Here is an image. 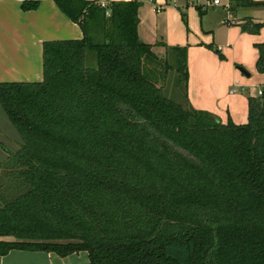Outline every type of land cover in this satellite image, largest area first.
<instances>
[{"label":"trees","instance_id":"16d2710c","mask_svg":"<svg viewBox=\"0 0 264 264\" xmlns=\"http://www.w3.org/2000/svg\"><path fill=\"white\" fill-rule=\"evenodd\" d=\"M53 1L83 38L44 43L42 81L0 82L21 137L0 163V253L264 264V87L249 97L247 123H224L188 101L187 47L167 46L165 56L185 83L184 103L152 78L146 61L160 58L139 35L140 2ZM263 26L248 19L242 28ZM258 49L264 72V43Z\"/></svg>","mask_w":264,"mask_h":264},{"label":"crops","instance_id":"0c3cea01","mask_svg":"<svg viewBox=\"0 0 264 264\" xmlns=\"http://www.w3.org/2000/svg\"><path fill=\"white\" fill-rule=\"evenodd\" d=\"M220 1L142 0L138 31L159 56H166L167 46L187 47L190 105L216 114L224 123L232 120L244 124L248 122L249 97L260 96L264 87V72L257 69L264 26L258 33H250L242 25L248 19L264 25V6L231 9L232 0ZM227 3L229 7L225 6ZM157 7L161 10L157 11ZM81 38L79 23L72 21L53 0H41L31 10L22 8V0H0V82L42 81L44 43ZM0 149L4 154L1 163L10 149ZM88 263L87 251L66 256L34 249L0 253V264Z\"/></svg>","mask_w":264,"mask_h":264},{"label":"rangeland","instance_id":"374dc122","mask_svg":"<svg viewBox=\"0 0 264 264\" xmlns=\"http://www.w3.org/2000/svg\"><path fill=\"white\" fill-rule=\"evenodd\" d=\"M160 58V56H159ZM160 61H146L154 72L152 78L163 86L165 94L178 103H184L185 83L179 82V74L175 69L167 66V59L162 56ZM147 66V67H148ZM21 137L15 126L9 120L5 110L0 103V147L14 150L19 147ZM4 159L2 149H0V161ZM2 169H0V172ZM1 176V175H0ZM14 178V176H12ZM10 239H12L10 237Z\"/></svg>","mask_w":264,"mask_h":264},{"label":"built area","instance_id":"2783aa9c","mask_svg":"<svg viewBox=\"0 0 264 264\" xmlns=\"http://www.w3.org/2000/svg\"><path fill=\"white\" fill-rule=\"evenodd\" d=\"M135 1H138L140 3L142 2V0H135ZM208 1H209V3H214V4H220V2H221L220 0H208ZM107 4H108L107 2H101V5L102 6H107ZM225 6L226 7H229L230 6V3L225 4ZM156 9H157V11H160L161 10L160 7H157Z\"/></svg>","mask_w":264,"mask_h":264},{"label":"water","instance_id":"95a60500","mask_svg":"<svg viewBox=\"0 0 264 264\" xmlns=\"http://www.w3.org/2000/svg\"><path fill=\"white\" fill-rule=\"evenodd\" d=\"M160 56H162V55H160Z\"/></svg>","mask_w":264,"mask_h":264}]
</instances>
